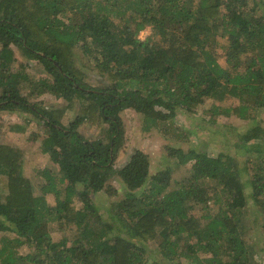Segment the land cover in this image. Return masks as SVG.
<instances>
[{"label": "trees", "instance_id": "obj_1", "mask_svg": "<svg viewBox=\"0 0 264 264\" xmlns=\"http://www.w3.org/2000/svg\"><path fill=\"white\" fill-rule=\"evenodd\" d=\"M251 2L0 0V111L43 122L39 150L57 168L40 172L36 195L23 174L22 150L0 145V264H264V127L256 121L235 144L244 155H210L201 144L165 147L174 167L152 175L148 156L135 150L114 168L124 110L142 116L144 132L163 117L195 113L206 99L237 100L211 105L224 117L264 110V0ZM11 45L46 75L33 77L21 62L13 71ZM77 46L105 86H91L78 71ZM43 95L65 103L47 112L31 103ZM75 101L77 113L64 125ZM84 124L103 137L86 139ZM187 165L188 175L173 180V171ZM113 180H121L124 196L105 218L92 196L116 195ZM260 212L255 243L249 231L256 224L248 221Z\"/></svg>", "mask_w": 264, "mask_h": 264}, {"label": "rangeland", "instance_id": "obj_2", "mask_svg": "<svg viewBox=\"0 0 264 264\" xmlns=\"http://www.w3.org/2000/svg\"><path fill=\"white\" fill-rule=\"evenodd\" d=\"M252 4L251 0H249ZM258 13L263 11L257 10ZM150 34L149 28L144 29L139 34V38L143 40ZM219 43L224 44V40L220 39ZM12 50L15 53V62L12 64V70H17L18 63H24L27 65V71L31 73L33 77L45 76L46 73L37 61H28L21 53L19 48L15 45H11ZM217 54L219 56L218 62L224 67V56L221 48H217ZM72 61L75 64L78 71L85 76V80L91 86L103 87L106 85L104 77L100 76L94 69L93 61L87 54L77 46L72 50ZM31 103L38 104L41 108H45L47 112L51 109L63 105L65 102L62 100H56L52 96L43 95L37 99H31ZM80 104V102L78 101ZM77 101L73 104V110L67 111L62 120L66 125L70 122L77 113L79 108ZM212 104H218L220 107H233L238 104L235 99L228 98L225 101L218 103L212 100L206 99L204 103L193 114L178 113L176 117L171 121H165L164 117L159 120V127L154 128L148 132L141 130L142 116L133 110H124L119 115L122 123L123 143L119 148L114 160V168L119 169L125 165L130 156L135 150L142 151L149 158L150 174H155L157 171L165 167H174V161L167 157V150L165 147H179L184 150L196 148L201 144L202 150L208 152L210 155H217L219 153L229 154L230 156L243 154V151L235 147L238 142L239 136L242 135L246 129L254 124L256 121L260 126L264 127V110L258 112H251L250 118L239 119L235 116L224 117L221 115H214L215 110ZM17 126H25V130L16 131ZM43 122L34 117V115L26 112H8L0 111V145L8 144L13 147L19 148L24 154L23 161V174L28 178L35 188V194L41 193L40 188L44 182L40 176V172L44 169L56 170V166L53 165L47 155H43L39 150V142L41 135L44 131ZM79 132L88 140L93 141L102 138L101 131L97 130L92 124H84L79 128ZM250 155H248L249 157ZM189 165L186 167L174 170L172 173V179L180 181L187 176ZM112 185L117 189L116 195H109L104 191H100L94 196L92 200L95 206L98 207L100 214H103L106 218L109 215V210L112 207L114 201H118L124 196V185L121 180H113ZM6 194V179L0 177V195ZM48 202L54 205V199L52 195H48ZM249 206L252 205V201L248 200ZM81 204L77 203L79 207ZM214 206L211 212L216 211ZM254 209V207H253ZM198 213V212H196ZM257 213V217H251V222L256 225H252L249 235L251 240L255 243L258 240L261 231L259 225L262 223V216ZM50 231L54 234L56 231L55 225L50 226ZM253 243V242H252ZM28 249H24L23 252H27Z\"/></svg>", "mask_w": 264, "mask_h": 264}]
</instances>
